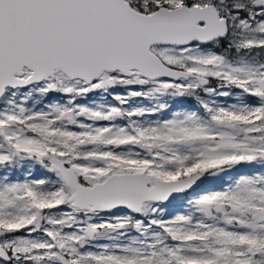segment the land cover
Segmentation results:
<instances>
[{
  "label": "snow or ice",
  "instance_id": "obj_1",
  "mask_svg": "<svg viewBox=\"0 0 264 264\" xmlns=\"http://www.w3.org/2000/svg\"><path fill=\"white\" fill-rule=\"evenodd\" d=\"M0 264H264V0H0Z\"/></svg>",
  "mask_w": 264,
  "mask_h": 264
}]
</instances>
